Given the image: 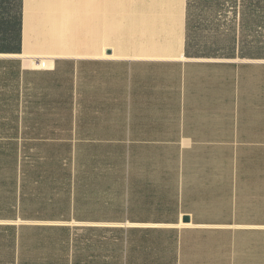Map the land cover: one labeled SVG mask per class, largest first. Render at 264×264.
Segmentation results:
<instances>
[{
    "label": "crops",
    "instance_id": "0c3cea01",
    "mask_svg": "<svg viewBox=\"0 0 264 264\" xmlns=\"http://www.w3.org/2000/svg\"><path fill=\"white\" fill-rule=\"evenodd\" d=\"M0 264H264V0H0Z\"/></svg>",
    "mask_w": 264,
    "mask_h": 264
},
{
    "label": "water",
    "instance_id": "95a60500",
    "mask_svg": "<svg viewBox=\"0 0 264 264\" xmlns=\"http://www.w3.org/2000/svg\"><path fill=\"white\" fill-rule=\"evenodd\" d=\"M186 219H188V218H186Z\"/></svg>",
    "mask_w": 264,
    "mask_h": 264
}]
</instances>
